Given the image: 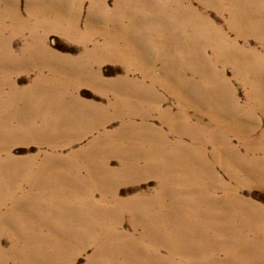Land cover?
I'll use <instances>...</instances> for the list:
<instances>
[{"label": "rangeland", "instance_id": "374dc122", "mask_svg": "<svg viewBox=\"0 0 264 264\" xmlns=\"http://www.w3.org/2000/svg\"><path fill=\"white\" fill-rule=\"evenodd\" d=\"M0 264H264V0H0Z\"/></svg>", "mask_w": 264, "mask_h": 264}]
</instances>
